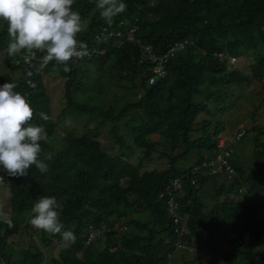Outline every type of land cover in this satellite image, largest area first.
<instances>
[{"label": "trees", "instance_id": "1", "mask_svg": "<svg viewBox=\"0 0 264 264\" xmlns=\"http://www.w3.org/2000/svg\"><path fill=\"white\" fill-rule=\"evenodd\" d=\"M149 1L124 0L127 10L109 26L100 18L96 0H75L73 10L87 21L78 39L87 42L91 55L71 62L68 73L53 71L54 62L36 72L21 56L10 57L5 51L0 85L16 83V91L28 97L35 109L32 123L43 125L49 135L48 142H41L43 151H48L56 133L52 118L45 122L39 117L40 112L51 117L43 76L57 74L63 80L59 120L73 113L87 117L85 122L91 118L95 122L79 137L66 131L60 136L48 173H39L35 166L28 177L11 178L2 172L8 190V218L14 226L0 221V263H6L9 256L12 264H43V250L53 244L63 247L49 264H168L174 253H192L198 245L209 247L218 236L229 237L232 247L219 262L253 256L254 249L264 246V128L254 123L256 108L250 114L253 124L249 128L254 132L253 170L244 172L233 161L236 177L232 181L188 174L204 155L214 151V137L221 126L218 122L211 126L208 119L197 121V117L210 115V104L218 110L227 105V95L219 96L221 90L255 79L261 80L264 91V0ZM127 27L135 28L132 41H125ZM6 35L5 23L0 50L7 48L8 42L2 40ZM184 41L183 49L168 57L165 76L148 85L151 66L141 57V46L148 45L151 53L160 55ZM41 55L37 53L32 61L37 67ZM225 55H251L249 75L227 70L223 57H218ZM89 68L113 74V80L127 83L125 92L138 94L137 98L126 99L121 108L78 102L73 95L84 91ZM28 71L34 72L32 77H27ZM29 79L36 89L29 87ZM119 121H124L122 136L113 128ZM106 123L112 127L109 132L119 151L112 156L96 139L97 130ZM155 136L158 143L152 140ZM125 138L129 143H124ZM203 147L206 154L201 155ZM134 149L141 154L136 165L125 159ZM192 152L196 156L193 163L189 161ZM153 155L165 160L166 167L140 171L143 161ZM182 176L181 193L175 199L178 234L162 194L171 180ZM191 179L195 185L189 183ZM209 182L210 206L200 194ZM42 195L54 196L61 205V223L77 237L71 247H65L59 235L37 231L27 223L34 201ZM234 195L242 201L233 200ZM21 232L28 238L36 236L42 249L29 244L14 249L9 240Z\"/></svg>", "mask_w": 264, "mask_h": 264}, {"label": "clouds", "instance_id": "2", "mask_svg": "<svg viewBox=\"0 0 264 264\" xmlns=\"http://www.w3.org/2000/svg\"><path fill=\"white\" fill-rule=\"evenodd\" d=\"M74 3L75 0H0V21L6 23L9 37L6 48L8 56H22L24 62L36 72L54 62L53 71L62 70L64 73L71 71L69 64L74 60L90 57L87 42L78 39V34L85 31L87 21L73 10ZM95 7L99 10L100 18L109 26L127 10L124 0H96ZM37 53L42 54L37 61L38 67L32 63L37 59ZM218 57H223L227 70H232L230 59L235 61L237 58L226 55ZM33 74V71H28L26 75L32 77ZM28 85L31 89L37 88L31 79ZM16 88L17 84L13 82L0 85V171L8 177L21 178L28 177L29 169L35 166L39 173L46 174L50 170L48 162L53 161V153L43 151L41 142H48V132L43 125L32 123L35 109L28 97L16 91ZM39 117L45 122L51 119L44 112H40ZM71 123V118L66 117L59 128L68 127ZM238 131H243L245 135L246 130L242 128H237L233 135ZM59 135L64 136L65 133L59 131ZM3 180L4 176L0 175V181ZM61 210L54 196L42 195L34 201L27 223L37 231L59 235L64 246L71 247L77 237L73 230L66 229L61 223ZM0 221L10 228L14 226L2 208Z\"/></svg>", "mask_w": 264, "mask_h": 264}, {"label": "rangeland", "instance_id": "3", "mask_svg": "<svg viewBox=\"0 0 264 264\" xmlns=\"http://www.w3.org/2000/svg\"><path fill=\"white\" fill-rule=\"evenodd\" d=\"M152 2L153 0H150L149 4ZM4 24L5 22L0 21V31H2ZM128 27L126 29H128ZM2 40L3 42H8V34ZM103 40L104 38H102V41ZM5 51V49L0 50V73L4 72L5 70V68L2 66ZM252 63L253 59L251 55H243L237 58L235 61L233 60V62H230V69H232V71H237V73H242L248 76L249 68L251 67ZM88 72L89 75L85 81L84 91L82 93L73 95L78 102L89 103V105L94 103L101 108H106L107 106L121 108L124 105L126 99L132 101L137 98L138 94L135 96L125 92L123 86H126L127 83L118 79L114 81L113 74L98 73L93 71V68H89ZM42 82L46 88L48 96L50 97V114L52 120L56 124V133L48 148V151L54 153L55 150L59 149L60 145L59 139L61 135H59V131H66L75 137H79L86 129H90L92 127L95 119L91 118L85 122L87 117H82V114L72 113L68 115L72 121L71 125L68 127L59 128V125L65 120H59L57 118V115L64 106L63 80L59 79L57 74H48L42 77ZM221 92L222 94L220 93L219 96L224 98L225 94L227 95V100L225 101V104L227 105H222V107H220L218 110V106H216V108L213 104H210V115L201 114L197 117V121L208 119L211 123V126L214 125V122H218L221 126V131L219 132H222L221 135L225 137L233 136V133L237 128L245 129L246 132L243 138L235 142L232 146V159L238 167L244 170V172L251 171L254 168V162L252 159V139L254 137V132L249 128L253 124L250 119V114L253 108H256V113L254 115L255 125L264 128V114H262V108L264 107V91L262 90L261 80L252 79L249 83L243 84L241 86H228L225 89H222ZM123 122L124 121H119L113 127L119 136H122L124 133L122 127ZM110 129H112V127L108 123L104 124L97 130L96 139L99 142L101 149L108 155L112 156L117 154L119 151L117 149V144L114 137L109 132ZM207 131L208 133L212 132L211 129ZM152 140L156 143L160 141L158 136L153 137ZM124 143H129V140L125 138ZM199 152L201 155L206 154L204 147L200 148ZM140 155L141 154L139 150L134 149L132 152H130L128 157H125V159H127L133 165H136L137 159ZM195 159V153L192 152V154L189 156V161L193 163ZM178 165L183 166L182 163H178ZM164 167H166L165 160H159L156 155H153L152 159L143 161L140 171L163 169ZM0 175H2V171H0ZM7 194V186L3 183V181H0V206H2V209L8 214L6 206ZM200 194L202 202H205L208 206H210V197L212 195L210 182L202 186ZM232 198L239 203L242 201V198L239 195H234ZM220 200H222V197ZM18 236H13L9 240V242H13L15 244V246H13L14 249H24L28 244L42 249L41 245L37 241L38 238L36 236L35 238H28V234L22 232ZM228 238L229 237L218 236L213 239V241H211V246L206 247L203 245H198L193 249L192 253L176 252L171 255L168 264H181L183 262H189V264H209L210 262H213L212 264H264V246L254 249L252 251L253 256H236L234 262L217 261V259L221 256L228 255L230 252H232V247L228 242ZM62 247L63 245L61 244H53L51 247L44 249L43 251L45 253L46 261H44L43 264H49L50 259L54 257L56 258L59 250ZM195 256L197 257L196 259ZM191 261L193 262L191 263ZM12 263L11 257L8 256L7 262L4 264Z\"/></svg>", "mask_w": 264, "mask_h": 264}, {"label": "built area", "instance_id": "4", "mask_svg": "<svg viewBox=\"0 0 264 264\" xmlns=\"http://www.w3.org/2000/svg\"><path fill=\"white\" fill-rule=\"evenodd\" d=\"M134 29V27L128 29L125 41L133 40L131 35ZM117 35L119 36V33H117ZM185 44V41L183 43L176 44L172 48H169L164 54L160 55L151 53V48L148 45L141 46V57L151 66L149 69L148 84H152L158 79L164 77L166 74L165 68L168 62V57L171 56L174 51L183 49ZM21 59L24 62L23 57ZM230 62H233V59H230ZM262 113L264 114V107L262 108ZM242 136L243 131H238L231 137H222L220 134L216 135L214 137L216 143L212 154L208 157L205 156L198 165L191 168V171H189L188 174L210 176L226 181H232L236 177V170L233 166L231 158L232 145ZM182 178L171 180L165 187L164 194H162L167 198V209L172 216V223L175 226L174 231L178 234H181V229L176 227L178 225V216L176 213L177 205L175 203V199L181 193ZM189 183L191 185H195V179H191ZM89 240H91V236L87 241ZM177 247L182 248L180 245H177Z\"/></svg>", "mask_w": 264, "mask_h": 264}, {"label": "crops", "instance_id": "5", "mask_svg": "<svg viewBox=\"0 0 264 264\" xmlns=\"http://www.w3.org/2000/svg\"><path fill=\"white\" fill-rule=\"evenodd\" d=\"M221 131V130H220Z\"/></svg>", "mask_w": 264, "mask_h": 264}]
</instances>
